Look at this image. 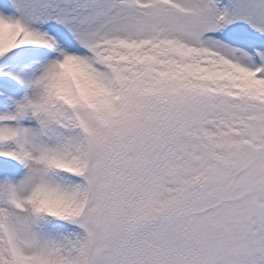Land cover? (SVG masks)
<instances>
[{
	"label": "snow or ice",
	"instance_id": "1",
	"mask_svg": "<svg viewBox=\"0 0 264 264\" xmlns=\"http://www.w3.org/2000/svg\"><path fill=\"white\" fill-rule=\"evenodd\" d=\"M0 264H264V0H0Z\"/></svg>",
	"mask_w": 264,
	"mask_h": 264
}]
</instances>
